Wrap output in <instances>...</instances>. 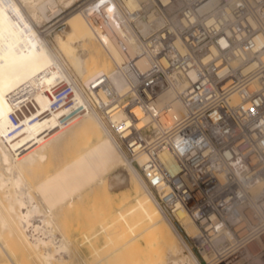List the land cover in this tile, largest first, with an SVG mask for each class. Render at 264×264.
<instances>
[{"label":"bare ground","instance_id":"bare-ground-1","mask_svg":"<svg viewBox=\"0 0 264 264\" xmlns=\"http://www.w3.org/2000/svg\"><path fill=\"white\" fill-rule=\"evenodd\" d=\"M79 1L0 0V264H221L222 235L161 211L115 138L124 111L104 119L91 89L104 75L121 101L151 65L137 0Z\"/></svg>","mask_w":264,"mask_h":264},{"label":"built area","instance_id":"built-area-1","mask_svg":"<svg viewBox=\"0 0 264 264\" xmlns=\"http://www.w3.org/2000/svg\"><path fill=\"white\" fill-rule=\"evenodd\" d=\"M126 16L151 65L121 101L96 77L100 115L124 111L115 138L162 212L220 233L221 264H264V0H137Z\"/></svg>","mask_w":264,"mask_h":264},{"label":"rangeland","instance_id":"rangeland-1","mask_svg":"<svg viewBox=\"0 0 264 264\" xmlns=\"http://www.w3.org/2000/svg\"><path fill=\"white\" fill-rule=\"evenodd\" d=\"M81 1V0H80ZM79 1V2H80ZM51 22H53V21H51ZM50 23V22H49ZM49 23H47V24H49ZM46 24V25H47ZM44 27H42V29H43ZM57 28V29H56ZM58 29H61V26H59V27H55V30H58ZM54 34V31H52V32H50V34L49 35H47V37L49 38V39H52V34ZM52 35V36H51ZM127 172H124V182L119 186V187H114L113 188V192H120L119 190L121 189V188H125V187H127L128 186V182H129V176H128V174H126ZM194 251L196 252V254H197V256L200 258V261H201V263L202 264H205L206 262H205V259H204V257L201 255V253H199V252H197L196 250H195V248H194ZM34 264H37V263H34Z\"/></svg>","mask_w":264,"mask_h":264}]
</instances>
